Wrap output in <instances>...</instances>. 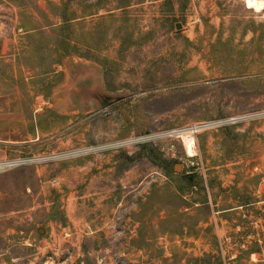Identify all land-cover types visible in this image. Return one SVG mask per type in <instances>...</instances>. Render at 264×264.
I'll use <instances>...</instances> for the list:
<instances>
[{"label": "rangeland", "instance_id": "374dc122", "mask_svg": "<svg viewBox=\"0 0 264 264\" xmlns=\"http://www.w3.org/2000/svg\"><path fill=\"white\" fill-rule=\"evenodd\" d=\"M0 264H264V7L0 0Z\"/></svg>", "mask_w": 264, "mask_h": 264}, {"label": "bare ground", "instance_id": "6f19581e", "mask_svg": "<svg viewBox=\"0 0 264 264\" xmlns=\"http://www.w3.org/2000/svg\"><path fill=\"white\" fill-rule=\"evenodd\" d=\"M248 6H258V8H263L264 4L262 0H246ZM195 141L191 136L185 138V149H187L191 154L195 152ZM189 155V153H188Z\"/></svg>", "mask_w": 264, "mask_h": 264}, {"label": "water", "instance_id": "95a60500", "mask_svg": "<svg viewBox=\"0 0 264 264\" xmlns=\"http://www.w3.org/2000/svg\"><path fill=\"white\" fill-rule=\"evenodd\" d=\"M179 26H177L178 28ZM100 96L103 98V100L105 101L104 103H106L107 105L113 104L115 102H117L120 98L119 97H112V96H108V95H104V94H100ZM179 168V165H175V170H177ZM196 181L195 178H193L192 176H188L187 178V183L189 184H193V182ZM39 232H41V230H39Z\"/></svg>", "mask_w": 264, "mask_h": 264}, {"label": "flooded vegetation", "instance_id": "af4514ba", "mask_svg": "<svg viewBox=\"0 0 264 264\" xmlns=\"http://www.w3.org/2000/svg\"><path fill=\"white\" fill-rule=\"evenodd\" d=\"M193 178H195L194 176H192ZM188 178V177H187ZM196 179V178H195ZM198 182V180L196 179V181L193 182V184H196Z\"/></svg>", "mask_w": 264, "mask_h": 264}, {"label": "trees", "instance_id": "16d2710c", "mask_svg": "<svg viewBox=\"0 0 264 264\" xmlns=\"http://www.w3.org/2000/svg\"><path fill=\"white\" fill-rule=\"evenodd\" d=\"M63 20H64L65 22H66V21L68 22V19H66V18H64ZM67 22H66V24H67Z\"/></svg>", "mask_w": 264, "mask_h": 264}]
</instances>
